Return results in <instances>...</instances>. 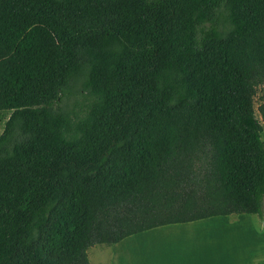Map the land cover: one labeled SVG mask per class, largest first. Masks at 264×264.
<instances>
[{"label": "trees", "instance_id": "obj_1", "mask_svg": "<svg viewBox=\"0 0 264 264\" xmlns=\"http://www.w3.org/2000/svg\"><path fill=\"white\" fill-rule=\"evenodd\" d=\"M259 87L264 0H0V264L262 216Z\"/></svg>", "mask_w": 264, "mask_h": 264}, {"label": "crops", "instance_id": "obj_2", "mask_svg": "<svg viewBox=\"0 0 264 264\" xmlns=\"http://www.w3.org/2000/svg\"><path fill=\"white\" fill-rule=\"evenodd\" d=\"M135 237L152 241L155 250L134 254L131 264H264V207L262 216L214 217L159 227ZM133 239L123 240L120 246ZM103 252L111 259L108 264H114L115 253L107 246L95 250L94 262Z\"/></svg>", "mask_w": 264, "mask_h": 264}, {"label": "rangeland", "instance_id": "obj_3", "mask_svg": "<svg viewBox=\"0 0 264 264\" xmlns=\"http://www.w3.org/2000/svg\"><path fill=\"white\" fill-rule=\"evenodd\" d=\"M263 97H264V87H259L257 89L256 95L254 98V109H255V115L260 122H261V118H260L259 113H258V107L261 105ZM261 125L263 128L262 141L264 143V124L261 122ZM3 128H4V121L0 122V134L3 131ZM263 205H264V203H263ZM135 236H134L135 239L130 241V243L128 242L126 244L127 246H125V245L120 246L121 243H119V244H116V245L109 247V248H112L113 253H115V257H113V263L114 264H120V261H122V264H131V260H132L131 258H136V255L133 256L134 254L142 256V254L144 255L146 252H149L152 249L155 250V247H153V245H155V243L153 244V242L150 240H148L145 243V238H143V237L137 238ZM125 240L123 243H125ZM98 249H99V246H95V247H92L88 250L87 255H88L89 263L90 264H108L111 261V259L106 257L105 252H103L104 254H99L98 260L96 262H94L93 253L95 252V250H98ZM125 250H126V253H125ZM125 259L127 262L125 261Z\"/></svg>", "mask_w": 264, "mask_h": 264}]
</instances>
